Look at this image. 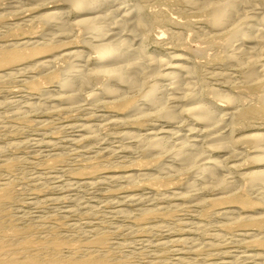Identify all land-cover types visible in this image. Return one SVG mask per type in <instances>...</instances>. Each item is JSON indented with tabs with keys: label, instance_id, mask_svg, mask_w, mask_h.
Instances as JSON below:
<instances>
[{
	"label": "rangeland",
	"instance_id": "1",
	"mask_svg": "<svg viewBox=\"0 0 264 264\" xmlns=\"http://www.w3.org/2000/svg\"><path fill=\"white\" fill-rule=\"evenodd\" d=\"M171 1L120 0V8L133 10L139 5L146 21L152 23L147 34L132 36L127 31L121 36L123 41L113 36L116 41L133 44L121 51L134 50V44L141 40L148 54L192 68L198 99L210 107L221 103L215 96L218 93L236 95L240 98L238 108L258 105L262 92L248 89L243 79L244 68H248L243 62L245 55L238 63L221 61L231 53L226 43L233 39L232 31H213L204 20L203 10L193 11ZM253 2L260 5L264 0ZM40 3L0 0V49L30 48L34 46L32 41L26 45L22 42L42 36L41 29L45 37L39 43L55 37L58 32H46V26L33 18L43 8L66 7L47 0ZM74 16L69 19L74 21ZM74 30L78 32V27ZM80 32L76 34L81 38L73 36L60 44L61 49L73 47L79 51V57L66 58L71 59L70 63L59 59L49 68L30 65L25 72L11 71V75L0 78V189L5 187L9 193L0 202V258H37L45 264H51L53 257L79 263L89 256L102 260V264H264V236L260 237L253 227L237 225V214L225 216L218 212L239 205L211 202L229 193L192 184L198 168L165 169V165L176 163L167 152L170 146L182 139L200 137V125L185 116L171 123L156 115L143 118L142 114L113 122L122 119L125 112L101 105L100 95L93 98L88 94H98L105 86L107 80L101 77L91 80L77 103H59L57 97L63 90L45 80V75L71 64L61 79L68 80L70 87L65 90H78L75 80L101 65L98 53L88 46L98 38ZM159 36L161 43L155 41ZM72 40L77 43L72 44ZM184 77L182 73L177 78ZM37 79L43 94L29 86ZM146 80L143 90L122 97L137 105L155 83H169L168 79ZM243 124L234 120V128L240 129L234 134L236 138L256 129L264 131L263 119L255 120L251 129ZM148 133L162 136L168 143L167 150L143 152ZM245 146H237L240 160L223 163L235 183L232 192L246 193L247 182L241 175L257 167L250 163L251 150ZM152 160V164H146ZM232 164L236 166L230 167ZM125 172L137 174L127 181L109 179ZM260 189L252 190L251 196L255 197ZM247 229L256 232L259 239L244 235ZM252 253L263 255L260 259L248 258Z\"/></svg>",
	"mask_w": 264,
	"mask_h": 264
},
{
	"label": "bare ground",
	"instance_id": "2",
	"mask_svg": "<svg viewBox=\"0 0 264 264\" xmlns=\"http://www.w3.org/2000/svg\"><path fill=\"white\" fill-rule=\"evenodd\" d=\"M31 1L40 3L45 0ZM47 1L56 5L61 4L66 7V10L46 7V9L43 8L41 14L35 16L33 19L39 21V23L41 21L46 26L44 29L46 32L55 30L58 33L54 34L55 37L52 40L49 39L47 42L39 43V39L45 37V34H42L44 31L41 29L42 33L40 31V34L42 36L38 35V37L27 38L22 42L23 45H26L28 42L32 41L31 44L34 46L30 48H1L0 78L11 75V71L22 73L27 69H30L28 67H34L37 65H39L40 68H49L50 66H55L56 60L77 58L80 56L77 49L73 47L61 49L60 44L63 43V40L70 39L73 36L80 37L76 34L80 31H87L89 34L95 35L94 37L98 38L96 39V43H89L88 46L98 53V60L101 65L94 67V69L91 70L92 72L89 70L90 73H86L82 77H78L76 80L74 78L80 90L67 91L64 89L69 86L67 83L68 80H66L65 77V79L62 78V80L61 77L62 74H66L67 70L71 69V64L67 67L64 65L66 68H62V71H52L45 75V80L57 84L60 90H63L61 92L59 90L60 93L57 97L59 103L73 104L78 101L82 95V91L89 86L91 80L93 78L95 79V77H101L107 80L105 86L103 88L101 87L102 89L100 88L98 94L93 92H89L88 94L93 98L100 95L103 99L101 105L112 106L114 109H118L119 112H125L123 114L124 116H121L122 119L117 118L116 120H113V122H124L133 114H142L143 118L156 115L157 117H163L167 122L171 123L180 121L184 116L190 118L194 123L200 125V137L182 139L177 143L174 142L173 145L170 143L172 146L167 150L166 146L168 143L162 136L148 133L144 136L146 141L143 152H156L160 149L166 148L168 154H170L171 157H173V160L176 161V163H172L170 166L165 165L167 172L171 170L180 171L184 168H198L200 171H197L198 174L195 176L197 178L192 184H200L203 188L218 190L219 193L223 194L229 193L212 200L211 202L213 205H239L235 208L237 210L230 206L221 208L218 212L225 216L232 213L237 214V225L243 228L253 227L258 235L262 234L264 236V131L256 129L236 138L234 134L240 129L238 130L233 126L235 119H237V121L240 120V122L243 121L245 123V125L243 124L245 129L252 127L255 120H264V2L257 5L253 0L171 1H174L176 5H187V7H190V10L193 11L203 10V12L206 13L204 20L213 31L223 32L231 30L233 39L226 43V46L231 48V53H228L227 56L225 55L226 57L221 59V61L234 64L236 62L238 63L240 59H242V56L245 55L243 62L245 61V67L248 68H244L246 71H244L245 75L243 74V79L245 78V81L248 84V89L258 92V94L259 92H262L260 93L261 95H259L260 101L258 100V105L243 106L242 108H238L240 98L238 99L236 95L232 96L218 93L215 96H218L221 103L215 108L206 105L203 101L198 99L199 93L197 89V81H193L192 74L194 73L192 68L172 65L170 64V59L167 60L161 56L148 54L144 51L141 40L134 44L136 45L134 50L128 51L130 49L127 48V52L124 53L121 51L122 47L126 48L133 45L126 43L125 41V43L121 42L123 41L121 36L124 33L126 34L127 31L130 32L132 36H139L144 32L146 34L149 33L152 23L149 24L148 20L146 21L147 18L145 17V12L139 7V5H134L135 8L130 10L129 8H120V0ZM40 4L38 5H45L43 3ZM104 8L110 10L106 11ZM70 15H76V18L74 16V21L69 19ZM167 19L170 22H176L173 19ZM156 20L159 19L157 18ZM179 24L182 25L184 23ZM249 26L254 28H248ZM75 27H78V32H75ZM100 27L102 28L101 30H99ZM94 29L98 30L93 31ZM115 35L120 36V42L118 41L119 39H117V41L114 40L116 37ZM155 41L161 43V36L156 37ZM71 43L75 44L77 42L72 40ZM49 53L52 55H48ZM43 54L44 56H42ZM39 55L40 57H38ZM65 60L63 61L65 62ZM67 60L70 63V60ZM69 63L66 62V64ZM251 64L253 67L250 66ZM256 66H258V68ZM174 68L175 70H172ZM182 73L185 74L187 78L184 77L185 79H178V74L180 75ZM148 77L151 79L155 78V80L168 79L169 83L165 86L155 83L151 89L144 92L143 99L137 105L126 100V93L128 94L131 91L144 89L145 82H147L145 79ZM29 86L38 91V93H44L41 81L38 79L31 81ZM122 95L125 96L122 97ZM150 111H153V113L150 114ZM239 125L242 124L240 123ZM240 144L246 145L250 148L251 156L249 157V161L251 164L257 166L241 175V177L245 179V182H247L246 193L232 192L235 183L228 171L223 169V163L228 160H233L234 162L240 160L241 154L237 151V146ZM216 153L221 156L217 158L212 157V155ZM151 162H153V160L146 164H152ZM234 166H236V164H232L230 167ZM136 174L135 172H125L124 174H118L117 176L113 174L109 179L127 181L136 177ZM256 187L261 189L257 191L255 197H252L250 193ZM8 194L9 193L5 187L0 189V202L5 197H8ZM130 198L133 200L132 197ZM256 232L247 229L244 230V235L249 239L254 238L255 236L257 238L258 236L256 235ZM262 238L264 239V237ZM101 240L102 239H98L97 241L100 242ZM243 240L244 239H242V241ZM252 254L253 255L249 254L247 257L250 259H260L264 253ZM244 257H246V255ZM4 258H0V264H45L40 262L37 258L24 260H19L17 257ZM50 263L102 264V260L89 256L77 263V261H74L73 259L64 261L60 258L53 257Z\"/></svg>",
	"mask_w": 264,
	"mask_h": 264
}]
</instances>
